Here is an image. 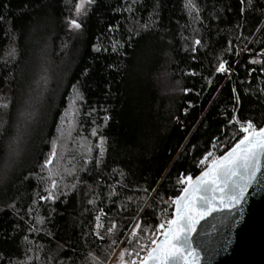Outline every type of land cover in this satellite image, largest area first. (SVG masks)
Instances as JSON below:
<instances>
[{
  "label": "trees",
  "instance_id": "16d2710c",
  "mask_svg": "<svg viewBox=\"0 0 264 264\" xmlns=\"http://www.w3.org/2000/svg\"><path fill=\"white\" fill-rule=\"evenodd\" d=\"M76 2L0 0V264L135 262L186 178L264 124V0H94L80 29Z\"/></svg>",
  "mask_w": 264,
  "mask_h": 264
},
{
  "label": "snow or ice",
  "instance_id": "6c2138e0",
  "mask_svg": "<svg viewBox=\"0 0 264 264\" xmlns=\"http://www.w3.org/2000/svg\"><path fill=\"white\" fill-rule=\"evenodd\" d=\"M93 3L94 0H78L75 5L76 15H86L87 7ZM69 23L75 29L81 28L76 19ZM218 70L223 71L224 64H221ZM241 130L246 135L226 155L213 160L211 166L196 178L195 184L192 183L191 176L186 178L188 186L184 189V195L175 200L177 214L174 219L167 221L170 227L163 244L153 248L142 264H148V260L154 264H196L200 253L193 247L190 239L196 225L205 215L240 204L247 188L261 170V157H264V127L257 130L252 122L248 121L246 127L241 126ZM55 155L56 152L53 151L51 156ZM45 163L50 164L52 160L46 159ZM201 163H204V160ZM52 186H56L55 180L52 181ZM136 227H140L139 222ZM160 227L163 228L164 225ZM133 231L135 232V229ZM156 243V240H152V244Z\"/></svg>",
  "mask_w": 264,
  "mask_h": 264
},
{
  "label": "water",
  "instance_id": "95a60500",
  "mask_svg": "<svg viewBox=\"0 0 264 264\" xmlns=\"http://www.w3.org/2000/svg\"><path fill=\"white\" fill-rule=\"evenodd\" d=\"M240 139L218 158L226 155ZM211 164L212 162L192 178L193 184ZM187 186L188 184L185 188ZM184 189L179 196L184 195ZM176 214L174 203L171 220ZM169 227V224L165 227L152 249L163 244ZM190 239L193 247L200 253L196 264H264V157H261V170L247 188L241 203L205 215L196 225ZM151 250L140 264L150 256ZM148 264L154 262L148 260Z\"/></svg>",
  "mask_w": 264,
  "mask_h": 264
},
{
  "label": "rangeland",
  "instance_id": "374dc122",
  "mask_svg": "<svg viewBox=\"0 0 264 264\" xmlns=\"http://www.w3.org/2000/svg\"><path fill=\"white\" fill-rule=\"evenodd\" d=\"M77 2H78V0H77ZM89 8H90V6L87 7V11L89 10ZM82 16H84V15H80V16H77L76 15V13H75V6H74V15H73V18H71V20L72 19H76L78 21V19L81 18ZM75 113H76L75 104H73V105L70 106V108L66 111V113L63 116L64 117L63 118V121H61V126H60V129H59V132L57 133L58 134L57 135L58 136V140L53 145V149L50 151V154H49V156L47 158V159H51L52 160V163H50V164H46L45 163V171H44L45 172V175H46V177L48 179H50L52 181L55 180L56 181V186L57 185H60V180H59V184H58L57 181H58V178H59V168H58V165H59V162L61 161V159H60L61 158V152L63 153L67 149V146L69 145V143H71V142L74 141L73 135L75 133L74 130H75V126H76V124H75V120H76ZM53 151L56 152V155L54 157L51 156V153ZM216 158L217 157H215V158H209L207 160V162L205 163L204 167L207 166V165H209ZM56 186L53 187L52 186V183H50V190L52 192H55ZM165 227L166 226H164L163 228H161V230L159 232V235L160 236L162 235ZM160 236L157 237V238L159 239ZM158 239H155V240L157 241ZM146 244L152 245L151 243H146ZM146 244L143 245V248L138 253H140V252L143 251V249H144V247H145ZM137 254H136V256H137ZM137 260L138 259L136 258L135 259V262ZM135 262H133V263L131 262V264H136Z\"/></svg>",
  "mask_w": 264,
  "mask_h": 264
},
{
  "label": "built area",
  "instance_id": "2783aa9c",
  "mask_svg": "<svg viewBox=\"0 0 264 264\" xmlns=\"http://www.w3.org/2000/svg\"><path fill=\"white\" fill-rule=\"evenodd\" d=\"M244 134H246V133H244ZM204 168H206V166L205 167H203V169ZM202 169V170H203ZM153 245L154 244H152V245H150V244H146L145 245V247H144V249H143V251L142 252H140V253H138L137 254V261L135 262L136 264H140V262H141V260L143 259V257L152 249V247H153ZM144 253V254H143ZM140 259V260H139ZM138 262V263H137Z\"/></svg>",
  "mask_w": 264,
  "mask_h": 264
}]
</instances>
